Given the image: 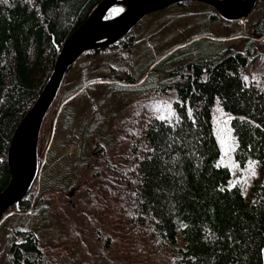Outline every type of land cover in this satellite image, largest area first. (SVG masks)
I'll return each instance as SVG.
<instances>
[{
    "label": "trees",
    "instance_id": "1",
    "mask_svg": "<svg viewBox=\"0 0 264 264\" xmlns=\"http://www.w3.org/2000/svg\"><path fill=\"white\" fill-rule=\"evenodd\" d=\"M102 1L0 0V193L11 180L8 157L19 125L49 82L65 42ZM204 6L214 12L211 20L220 18ZM124 9L117 6L110 16ZM157 14L138 25L150 27L149 33L132 30L113 45L88 51L66 74L42 125L39 173L44 157L52 155L54 127L69 136L81 127L82 147L61 177L43 179L38 197L31 187L10 210L41 214L33 228H12L11 264H64L44 246L43 234L49 198L72 191L88 195L102 212L104 204L116 206L120 223L109 224L114 232H96L107 251L130 226L132 238L148 236L157 248L170 250L172 264L264 263V57L257 62L264 15L253 23L245 49L197 31L157 53L153 46L161 39L153 41L154 30L163 19ZM172 24L163 27L179 30ZM144 41L150 46L139 48ZM224 118L234 167L253 165L257 173L248 192L231 185L217 129ZM56 227L57 234L61 225Z\"/></svg>",
    "mask_w": 264,
    "mask_h": 264
},
{
    "label": "rangeland",
    "instance_id": "2",
    "mask_svg": "<svg viewBox=\"0 0 264 264\" xmlns=\"http://www.w3.org/2000/svg\"><path fill=\"white\" fill-rule=\"evenodd\" d=\"M261 2L257 4L248 17L236 21H229L221 16L214 21L211 20L210 15L214 14V12L208 10L207 7L204 6L207 4L200 2H187V5L184 7H178L176 4L160 11L162 13L156 12L159 13L157 15L163 19L157 23L158 28H160L159 30H154L156 35L153 41L159 38L161 40L155 43L156 45L153 46L154 49L152 51L158 53L176 42L179 37H185L197 31H205L209 35H213L212 39L217 40L216 42L221 43L222 46L233 45L237 48L245 49V40L252 32L253 23L258 20L257 18L264 15V5H259ZM165 21L170 22V24L173 23L172 28L179 30H170L171 25H169L170 27L168 28H164L163 24ZM178 22H181L182 25H180V28H174L176 26L174 23ZM138 25L133 31L138 29ZM146 27L147 25H145L142 30L141 26L138 31L142 30L143 34L149 33L151 28L147 27L146 29ZM145 43H148L147 47H149L151 41L140 42L139 48ZM155 46H157V49ZM261 57H264V46H261L260 50H258L257 62L260 61ZM156 78L157 76H152L151 81H155ZM100 95L101 94H99L98 97H100ZM91 104L90 102L88 104L89 113L90 110L93 109V105ZM107 104H111V102ZM217 126L219 139L224 149V163L230 165L233 172L231 185L239 184L244 191L248 192L257 176L256 170L253 165H249L244 170L234 167L232 162L233 139L228 119H221ZM80 128L81 127L78 128L75 135L71 136L63 130H58L55 127L53 128L48 146V150L52 155L51 157L49 155L47 159L44 157L40 166L39 177L32 186V190L36 193L35 198L38 197L36 195L39 194L41 181L43 179H53L55 177L57 179L61 177L67 168L77 161L78 153L82 147ZM85 178L90 185L92 179L90 171H86ZM84 188L90 189V187L86 185ZM48 206L49 228L46 233L43 234L45 238L44 246L48 247L49 251L55 252L54 254L56 256L59 255L64 264H172L170 250L157 248L148 236H143L141 234L137 235L136 237H138L141 242L132 238L133 229H131L130 226H128V228L126 227V234L123 236V240L119 241L114 248L107 251L102 246L101 241L97 238L96 232L104 227L105 231L113 233L116 227H110V222L120 223V214L116 211V206L114 204H104L103 207L101 206V209L103 208L102 212L100 208L92 206L88 195L83 194L82 196H77L76 191L72 197L70 193H56L52 195V197L49 198ZM40 216L41 214L34 212L28 214L11 212L0 220V264H11L10 255L8 253V240L9 235L12 233V228L17 226L33 228L41 224ZM57 223L60 224L61 227L56 234ZM122 224L125 223L122 222ZM51 227L54 231L50 230ZM119 235L121 234H117V237ZM52 236H56L58 241L53 242ZM50 237L51 240L47 241ZM64 238L69 239L65 241L63 240ZM50 243L53 245L50 246Z\"/></svg>",
    "mask_w": 264,
    "mask_h": 264
},
{
    "label": "water",
    "instance_id": "3",
    "mask_svg": "<svg viewBox=\"0 0 264 264\" xmlns=\"http://www.w3.org/2000/svg\"><path fill=\"white\" fill-rule=\"evenodd\" d=\"M140 1H144L145 4L139 6L138 3H140ZM211 1L217 2L221 5L225 2L224 8H228V3H232L234 0H227V2L225 0H103L98 6L95 7L87 21L81 27H79L65 42L63 49L58 56L54 72L49 82L32 109L19 125L14 135L8 157L11 171V180L8 187L2 193H0V196L5 194L10 189L13 184V179L15 178V174H13L11 167V157L15 158L14 169L17 173V176L19 175L21 169H28V171L26 176L20 177L21 180L18 183V189L15 191V193L0 207V220H2L16 204L20 203L21 200L27 196L32 185L38 177V146L44 119L52 103L54 102L59 89L61 88L66 74L80 59V57L88 51H96L117 43L121 39L125 38L146 16L160 12L176 4L183 2H200L215 8L218 14L224 19L236 21L248 17L255 9L257 4L264 0H250L246 9L242 12L243 15L236 18H230L224 15ZM244 1L245 0H237L238 3ZM117 6H123L125 8L124 11L117 16H110L111 10ZM130 6L132 8L131 12ZM137 7L138 9L135 10ZM128 13H130V17L124 20L122 24L115 26L109 35V32L111 31V27L109 25L116 23ZM84 27H86V30H84V33L80 34L79 38L77 39L79 45L74 43V45H70L68 51L65 52L69 41H71L73 37L82 31ZM85 37H87L89 40L84 44L82 43V40ZM31 114V118L28 119ZM26 120L28 121L22 130V141L23 145L27 148L25 150L26 153L21 157L22 161L19 162L18 157H16L19 140L16 139V136ZM74 192L75 191H72L70 193L71 197L74 195Z\"/></svg>",
    "mask_w": 264,
    "mask_h": 264
},
{
    "label": "bare ground",
    "instance_id": "4",
    "mask_svg": "<svg viewBox=\"0 0 264 264\" xmlns=\"http://www.w3.org/2000/svg\"><path fill=\"white\" fill-rule=\"evenodd\" d=\"M208 1V0H207ZM227 2V0H225ZM212 3L215 4V6L224 14L226 15L227 17H230V18H236V17H240L242 16V12L246 9L248 3L250 2V0H245L244 2H240L238 3L237 0H234L232 3H228L227 7L228 8H224V4L225 2L221 5L217 2H213L211 1ZM139 6L145 4L144 1H140V3H138ZM138 9L135 8V10ZM132 8L130 6V12H131ZM130 17V13H128L127 15H125L122 19L118 20L116 23H113V24H110L109 26L111 27V31L109 32V35L111 34V32L113 31V28L117 25H120L124 22V20H126L127 18ZM84 30H86V27H84L82 29V31H80L75 37H73V39H71V41H69V43L67 44V47H66V51H68V49L70 48V45L73 46L74 43H76L77 45H79V42L77 41V39L79 38V35L84 33ZM73 40V41H72ZM88 38L85 37L83 38V42L82 43H86L88 42ZM32 116V114L28 117V119H30ZM27 121L26 120L22 127L20 128L19 132L17 133V136H16V139L19 140V143H18V148H17V152H16V157H18L19 159V162L22 161L21 160V157L23 154L26 153V146L23 145V141H22V138H23V135H22V130L23 128L26 126L27 124ZM24 132V131H23ZM14 159L13 157H11V167H12V171H13V174H15V178L13 179V184L12 186L10 187V189L5 193L3 194L2 196H0V207L4 204V202L8 199V198H11V196L15 193V191L18 189V183L19 181L21 180L20 177L21 176H26L27 175V171L28 169H21L20 172H19V175L17 176V173L15 172V169H14ZM21 174V175H20Z\"/></svg>",
    "mask_w": 264,
    "mask_h": 264
},
{
    "label": "flooded vegetation",
    "instance_id": "5",
    "mask_svg": "<svg viewBox=\"0 0 264 264\" xmlns=\"http://www.w3.org/2000/svg\"><path fill=\"white\" fill-rule=\"evenodd\" d=\"M215 9V8H214Z\"/></svg>",
    "mask_w": 264,
    "mask_h": 264
}]
</instances>
